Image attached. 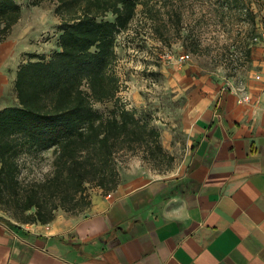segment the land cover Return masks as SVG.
Returning a JSON list of instances; mask_svg holds the SVG:
<instances>
[{
  "label": "crops",
  "instance_id": "obj_1",
  "mask_svg": "<svg viewBox=\"0 0 264 264\" xmlns=\"http://www.w3.org/2000/svg\"><path fill=\"white\" fill-rule=\"evenodd\" d=\"M15 26L0 42V109L16 102L19 66L38 55ZM249 82L247 102L238 86L199 82L175 170L134 159L113 190L93 186L88 207L58 209L48 223L0 211V264H264V77Z\"/></svg>",
  "mask_w": 264,
  "mask_h": 264
},
{
  "label": "trees",
  "instance_id": "obj_2",
  "mask_svg": "<svg viewBox=\"0 0 264 264\" xmlns=\"http://www.w3.org/2000/svg\"><path fill=\"white\" fill-rule=\"evenodd\" d=\"M149 1L58 0L57 48L19 66L16 102L0 109V208L13 205L19 221L48 223L58 209L77 213L90 205L91 185L113 190L120 151H142L149 160L166 154L160 129L116 102L117 36L139 5L150 10ZM21 15L17 0H0V42ZM109 100L116 105L107 114L94 106ZM43 151H51L52 170L24 182L22 161Z\"/></svg>",
  "mask_w": 264,
  "mask_h": 264
},
{
  "label": "rangeland",
  "instance_id": "obj_3",
  "mask_svg": "<svg viewBox=\"0 0 264 264\" xmlns=\"http://www.w3.org/2000/svg\"><path fill=\"white\" fill-rule=\"evenodd\" d=\"M33 1L25 0L14 32L26 33L35 53L49 55L58 44V0ZM148 9L147 14L139 5L129 28L118 33L116 102L160 129L166 154L149 160L142 151H120L118 163L122 168L142 159L156 173L165 174L178 168L186 155L188 128L182 118L199 82L213 91L223 86L245 89L256 75L264 77V0H150ZM182 53L190 58L178 64L175 59ZM115 105L113 100L94 103L105 114ZM51 161V151L25 157L21 179L42 178L52 170ZM0 211L24 224L13 205Z\"/></svg>",
  "mask_w": 264,
  "mask_h": 264
},
{
  "label": "built area",
  "instance_id": "obj_4",
  "mask_svg": "<svg viewBox=\"0 0 264 264\" xmlns=\"http://www.w3.org/2000/svg\"><path fill=\"white\" fill-rule=\"evenodd\" d=\"M261 37L264 39V31L262 32V36ZM189 58H190V54L189 53H182V54L177 55L175 60H176V62L178 64H182L185 61H187ZM256 77L260 78V75H256ZM235 91L238 94V100L240 102H247V101H249L251 99L250 94L248 92H246L244 88L236 87Z\"/></svg>",
  "mask_w": 264,
  "mask_h": 264
}]
</instances>
